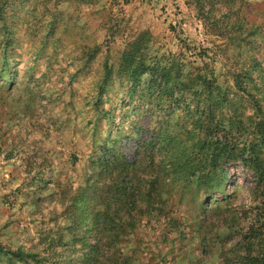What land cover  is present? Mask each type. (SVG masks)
Instances as JSON below:
<instances>
[{
  "label": "rangeland",
  "instance_id": "1",
  "mask_svg": "<svg viewBox=\"0 0 264 264\" xmlns=\"http://www.w3.org/2000/svg\"><path fill=\"white\" fill-rule=\"evenodd\" d=\"M263 123L264 0H0V264H252ZM205 132L223 187L186 177Z\"/></svg>",
  "mask_w": 264,
  "mask_h": 264
},
{
  "label": "trees",
  "instance_id": "2",
  "mask_svg": "<svg viewBox=\"0 0 264 264\" xmlns=\"http://www.w3.org/2000/svg\"><path fill=\"white\" fill-rule=\"evenodd\" d=\"M171 68L162 70L159 78L157 76V71L151 72L152 75V83L149 86V94L157 95V93H161V95H166V90L164 86L162 85V82L164 83L165 79L167 80L165 84H168L170 79L173 78ZM177 77V76H175ZM163 79V80H161ZM177 79V78H176ZM234 83H235V88L243 93L247 94L248 96H253V93L248 89L253 87L255 90L258 87V81L259 78H255L254 76L250 75L249 73H245L244 76L242 74H235L234 77ZM195 80H201L200 77H196L193 79H190L188 82L180 81L178 80L177 83L174 85V90L177 88V90H180V88H188L189 85H193ZM207 85V111L208 114L213 115L214 114V109L216 106H219V108H223L225 106L226 102V97L227 95L222 94V88H214V82L212 81H205L204 82ZM248 83V84H247ZM176 87V88H175ZM155 88V90H154ZM217 91V93H216ZM174 91L173 90H168V96L166 99L169 101H172L173 103H178V101L181 100L177 99V97L174 98ZM151 97V96H149ZM157 100V97H152ZM216 98L218 100L217 104H212V100ZM257 105V104H256ZM257 109L260 110V107L257 106ZM256 111V110H255ZM207 114V115H208ZM262 127H264V123L261 124ZM197 146L200 148V152L198 154V157L195 159L196 162L192 167H189V174L186 177H189V179H193L196 181H199L203 183V185H207L209 181L214 177L217 179L219 178V186L223 187L226 184V179L224 176L226 175L225 170L222 168L220 169L221 162L225 160L228 164L231 163V161H234L237 157H239L235 153V148H231L228 144H221L216 150H213V144L210 142V139L206 132L203 134L199 142L197 143ZM206 151V152H205ZM252 152V148H251ZM243 158V156H242ZM113 161V160H112ZM110 162L111 166L114 165L113 162ZM245 162V166H252L256 169H258V176L260 181H264V169L261 168V163L258 162L257 158L255 155L251 157V159H245L243 160ZM191 159L189 160V165H191ZM174 164H172L173 166ZM107 169H110L109 166L105 167ZM210 168V169H209ZM219 169L221 170L220 173L218 174ZM110 222H112V219L110 218H104L102 220V223L104 225H108ZM99 223H101V220H99ZM101 223V224H102ZM105 229V228H104ZM116 239H119L120 236H114ZM100 241V238L98 239L97 242ZM96 250H98L99 245L94 247ZM96 252V251H95ZM99 259V258H98ZM99 261V260H98ZM250 263L252 264H264V254L262 253L259 257H252L250 258ZM247 264V263H245Z\"/></svg>",
  "mask_w": 264,
  "mask_h": 264
}]
</instances>
